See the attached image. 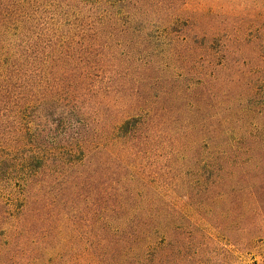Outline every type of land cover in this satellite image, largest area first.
<instances>
[{"label": "trees", "instance_id": "trees-1", "mask_svg": "<svg viewBox=\"0 0 264 264\" xmlns=\"http://www.w3.org/2000/svg\"><path fill=\"white\" fill-rule=\"evenodd\" d=\"M190 1L0 0V264L150 258L140 255L164 247L166 233L152 212L156 205L137 200L144 186L135 169L140 155L150 157L169 144L167 160L183 158L186 148L198 152L204 178L247 184L264 213L259 43L252 47L250 70L235 78L231 105L223 103L215 120L188 123L184 133L173 128L177 119L166 117L168 108L141 102L143 95L110 74L163 71L150 53L142 56L148 44L142 29L160 8L171 20L168 11L184 14ZM202 26L195 21L202 47L188 33L169 40L162 58L172 71H191L205 57L215 68V57L202 51L220 31ZM187 93L168 95L177 101ZM217 93L218 84L205 82L199 90L198 109L205 115L204 105ZM171 130L174 138L167 137Z\"/></svg>", "mask_w": 264, "mask_h": 264}, {"label": "rangeland", "instance_id": "rangeland-1", "mask_svg": "<svg viewBox=\"0 0 264 264\" xmlns=\"http://www.w3.org/2000/svg\"><path fill=\"white\" fill-rule=\"evenodd\" d=\"M163 9L147 18L142 31L148 44L141 50L147 58L150 53L149 59L163 71H110V74L121 79L122 87L143 95L141 102L147 99L159 108H168L166 117L177 119L171 121L178 125L173 128L184 133L190 123L219 117L223 103L231 105L235 78L250 70L255 43L260 44L264 56V0H191L184 14L168 11L174 15L171 20L169 16L162 17L166 13ZM197 20L204 24L202 27L220 31V36L209 44L208 52L202 51L203 56L215 57V68L205 57L197 60L191 71H172L168 59L162 58L169 50V40L188 33L197 47L205 44L202 34L199 38L195 34ZM165 32L173 34L165 35ZM205 82L208 86L218 84V97L204 105L206 115L198 109L202 106L199 90ZM172 91L189 94L175 101L168 95ZM177 108L183 113L179 115ZM175 133L171 130L167 137L174 138ZM164 147L160 146L150 157L140 155L135 172L143 179L140 185L144 186L137 200L156 205L152 212L159 215L161 227L165 229L166 245L156 246L150 252L132 250L137 257L138 253L140 256L150 253L151 257H138L120 264H264V213L258 210L260 205L249 194L250 187L244 183H212L200 174L196 165L201 158L198 152L186 148V158L172 156L173 160H167L173 147L171 144ZM255 209L258 211L254 212Z\"/></svg>", "mask_w": 264, "mask_h": 264}]
</instances>
